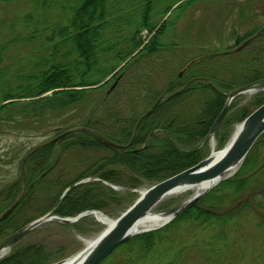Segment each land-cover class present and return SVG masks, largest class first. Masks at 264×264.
I'll use <instances>...</instances> for the list:
<instances>
[{"label":"trees","instance_id":"16d2710c","mask_svg":"<svg viewBox=\"0 0 264 264\" xmlns=\"http://www.w3.org/2000/svg\"><path fill=\"white\" fill-rule=\"evenodd\" d=\"M21 1H29L30 10L10 21L7 31H3L0 25V124H21L31 131L47 126L46 131L49 133L52 129L53 136L66 130L73 133L59 142L48 144L46 141L30 148L23 155H7L4 159L0 154V161L7 164L17 162L20 167V173L13 176V181L0 188V214L18 200L12 212L0 220L3 242L39 217L24 214L36 194L59 187V184L56 193L49 198L57 215L76 216L90 209H109L118 199H121L118 208L125 211L135 202L136 194L117 191L106 185L104 180L138 188L153 185L195 165L204 158L200 142L208 137L229 95L264 86V20L256 18H264V0H229V11L219 14L224 15L223 22L230 18L236 20L232 19L231 35L216 41V44L225 45L221 48L211 46L207 53L204 50L181 60L180 66L188 62L186 69L182 75L178 73L169 77L164 90L150 86L147 82L149 76L142 72L135 76V82L127 78L136 60L150 56L153 62L160 61L163 57L158 58V52L180 49L176 37L164 36L167 21L159 23L181 0L173 1L161 12L156 11L158 0H138L136 4H127L126 0H0V4ZM196 1L200 0H185L177 7L183 10L194 8ZM52 10H59L60 14L54 16L50 13ZM177 24L178 21L173 25ZM236 26L241 29L247 26V31L241 34ZM144 30L150 36L145 40L142 38ZM118 34L126 35L121 41L114 42L116 39L113 38ZM129 40L132 41L130 45ZM229 41H233L232 44H227ZM20 48L26 50L27 56L25 63H21L14 74V80L21 81L14 82L9 77L11 65L6 63L5 58L10 56L11 49ZM208 56L240 57L239 80H221L214 75L194 71L195 65ZM113 74H116L113 77L117 81L116 90L123 86L136 87L141 95L139 100L143 97L141 102H147L142 108L162 113L160 122L155 126L168 134H149L152 126L144 129L145 124H141L137 132H145L144 138L134 141V144L144 142V147L132 153L110 150V163L93 164L89 171L79 176V179L92 176L100 180L74 186L56 205L61 190L75 182L64 186L62 179H58L61 172L55 173L57 153L67 150V144L88 150L99 151L100 147L108 150L86 130L91 128L104 133L96 124L102 118L98 112H88L89 115L82 117L69 113L87 102L93 93H98L107 83L96 85ZM198 91L206 93L202 106L197 102ZM106 93L110 96L112 92ZM106 99L100 98L102 101ZM262 103L263 94L255 96L238 110V116L245 119ZM152 118H155L153 114L147 119ZM261 148L264 149V134L258 138L235 175L220 182L204 198L165 226L132 236L101 264L117 253L120 256L116 264H192V260L184 257L188 238L183 230L210 229L213 231L210 240L218 242L227 237L226 228L231 221H238V217L247 213H264V158L260 156ZM23 175L27 181L25 188ZM127 178H130L128 182L122 180ZM8 179L4 177L1 181ZM166 207L163 205L162 210ZM83 218L73 224L79 230L80 224L87 219ZM38 230L37 227L30 233ZM29 234L0 259V264H49L53 261L50 248L45 243H21ZM208 245L206 241L194 244L196 248L201 246L204 252L208 250Z\"/></svg>","mask_w":264,"mask_h":264},{"label":"rangeland","instance_id":"374dc122","mask_svg":"<svg viewBox=\"0 0 264 264\" xmlns=\"http://www.w3.org/2000/svg\"><path fill=\"white\" fill-rule=\"evenodd\" d=\"M126 1L128 2L127 4H136L138 2V0ZM173 1L175 0H158L156 4V11H163ZM183 1L185 0L178 2L166 15L164 20L162 19L159 23V25H161L163 24V21H167L166 26L168 28L165 31L164 36H166V38L176 37L181 45L180 49H169L158 52L157 54H160L158 55V58L160 56L163 57L160 61L157 59V56L154 57L155 60H158L155 62L152 61L153 58L150 56H147L142 60L139 59L140 61L136 60L132 64L133 66L131 65L132 67L129 71V77L127 78L128 80L130 79L129 81L133 79V82H135V79H137L135 76H137L139 72H142V74H147L149 76L147 82L150 86L153 85L158 89L164 90L169 77H172L175 74L178 75V73L183 74V71L186 69L188 62L185 61L180 66L178 64L181 60L194 53L204 52V50H206L207 53L209 52L208 50L212 49L211 46L221 48L225 45L224 44L222 46L220 44H216V41L219 42L222 40L221 38L230 36V31L234 26L232 25V19L234 18H230L229 20H226V22L224 20L223 22L222 17H224V15L220 16L219 14L220 12L226 13V11H229V0H200L199 2L196 1L193 3L197 5L196 7L189 9L185 8L184 10L182 7H177L182 4ZM30 8L31 5L29 1L0 4V25H2L3 31H7L6 26L10 23V21L26 13L30 10ZM50 13L54 16H58L60 11L52 10ZM256 18L258 21L264 20V18L259 16ZM177 21L178 24L174 26V22ZM246 27L247 26L242 27L241 29L236 26L235 28L240 30L241 34H244L247 31ZM5 33L7 34V32ZM142 34V38L144 40L145 38L148 39L150 37L147 30H144ZM124 35H115L113 39H116V41L114 42L121 41V38ZM232 42L233 41H229L227 44H232ZM130 44H132L131 40L128 41V45ZM126 45L127 44L125 43L124 46L126 47ZM9 54L10 56L8 55L9 57H6L5 61L8 65H11V76L9 77L11 81H13L16 78L14 76L17 71L16 69L18 66H21V63H25L27 53L26 50L20 48L17 50L11 49ZM230 57H203L200 62L195 65L194 71L198 70L199 72L209 76L214 75L221 80L223 78L228 81L235 79L239 80L238 75L240 72V62L238 61V58L240 59V57H233L229 59ZM16 81L20 82L21 80H14V82ZM113 82L114 78H112L98 93H93V96H91L92 98L90 97L91 99L89 98L87 102L77 106L76 110L70 112L69 115H80V117H82L83 115H89L88 112L91 113L94 111L98 112V115H101V117H105V114H108L109 112H124L127 115L135 113V115L140 116L148 110L142 108V106L146 105L147 102H141L143 97L139 100L141 95L139 92L137 93V90L139 89L136 87L128 88V86H123V88L117 90L115 88L111 91L112 93L110 94V97L106 96V92L108 91L110 84ZM196 94H198L196 95L197 102H199V105L202 106L206 93L205 91H198ZM259 94H263L264 96V91H259L253 94H242L232 99L227 112L228 114L224 117L222 121L223 123L218 127L216 134L211 135L200 142V145L204 148V158L208 157L214 149H222L228 144L236 126L244 120L242 118L240 119L238 116V110H240L243 105L248 104ZM106 97L108 99L103 101L100 100V98L105 99ZM204 104L206 105V103ZM111 115L112 114H110V116ZM112 116H114L112 120L117 117L116 115ZM114 123H117V120H114ZM0 125L3 126H0V154L3 155L4 159H7V155L12 156V154L14 155L17 153H21V155H23L22 153H26L28 149L34 148L48 141L54 135L52 129H49V133L46 131L47 126L36 131H31L29 129H24V126L21 124L2 123ZM260 150V156L261 158H264V149L261 148ZM102 153H104V151H89L87 148L83 147H74L62 152V157H59L58 165L55 170L56 174L60 173L64 169L67 170L66 177L62 179V185L65 184L64 186H66V183L78 181L80 178L79 176L84 174L87 167L89 165L91 166L95 162L94 160H97L99 157L104 155ZM57 155H59V153H57ZM18 173H20V167L17 162L7 164L4 161H0V174H2V176L0 175V188L8 186L11 181H13V176ZM4 177L5 179L10 178L8 180L1 181ZM122 180H126L128 182L130 178ZM115 185L121 187V189L117 191H131L135 193L136 199L140 197V191L150 187L149 185H145L138 188H128L118 184ZM218 185L219 183L211 188L210 191L215 189ZM59 187L54 186L49 191H39L36 194V197L32 200L31 205L25 210L26 213L24 214L26 216L32 214H36L37 216L53 214L55 209L49 198L56 193L57 188ZM64 189L65 187L61 190V194ZM193 194H195L194 189L185 193L171 195L158 204L153 211L160 213L174 208L191 197ZM58 200L59 198L56 203ZM118 200L119 201L113 203L109 209L106 207L104 210H99L107 216L117 219L124 212L118 208L121 199ZM163 205L167 206L164 210H162ZM84 218L87 219L80 224V230L73 225L75 223L62 226L60 224L61 222L55 220L45 222V224L38 227V231L30 233L27 238L22 240L21 243L28 241H40L45 243L49 246L53 257V261L49 264L67 259L81 251L86 246L87 239L96 237L105 229V224L98 221L95 217L90 215ZM237 220L238 221L234 220L229 223L226 228L227 237L218 242L210 240V236L213 233L210 229L201 231L197 228H188L183 230L182 233L186 234L188 238L186 242L187 249L185 250L184 257L189 261L192 260V264H264V213L256 215L253 213H247L238 217ZM204 241L209 244L206 246L208 250H205V252L201 246L197 248L194 246V244L202 243ZM3 245L4 242L2 241V238H0V248ZM119 256L120 253L112 255L104 264H116Z\"/></svg>","mask_w":264,"mask_h":264},{"label":"water","instance_id":"95a60500","mask_svg":"<svg viewBox=\"0 0 264 264\" xmlns=\"http://www.w3.org/2000/svg\"><path fill=\"white\" fill-rule=\"evenodd\" d=\"M259 91H264V86L257 88H251L246 90L237 91L234 94L229 95L225 106L214 121L212 128L209 132V136L215 135L219 125L224 119L228 109L230 107L232 99L239 94H253ZM243 125L231 144L226 148L223 155L217 160L213 161V152L206 158L202 159L195 165L180 171L164 180L157 182L151 187L144 191H141L140 197L119 216L113 226L101 237L96 246L93 248L91 253L83 259L79 264H101L114 250L121 246L132 236L156 230L169 223L175 217L179 216L197 202H199L215 185L222 180L229 178L234 175L243 164L246 156L253 148L258 138L264 134V103L252 111L244 120ZM68 132H65L52 141H56L64 137ZM101 142L107 145H115L112 142L101 139ZM238 166V169L230 175L226 173L233 167ZM92 178H86L75 182L69 186L62 194L60 199L74 186L89 181ZM98 179V178H94ZM209 181V186L203 191L193 194L191 197L183 201L178 206L169 210L160 212V215L167 219L159 226L143 229L137 231V225L147 214L151 213L154 208L162 202L174 189L184 185H196L201 182ZM105 183L112 188L119 190L120 188L108 183ZM60 199L57 203H59ZM16 204L8 208L1 216L0 220L5 218L14 209ZM103 213L100 210H90L78 214L75 217H64L58 215H45L41 216L29 224H27L22 230L12 235L8 241L0 248V259L3 258L12 249L14 244L27 235L32 229L42 225L43 223L51 220L63 222V223H74L81 217L87 214ZM65 260H60L52 264H63Z\"/></svg>","mask_w":264,"mask_h":264},{"label":"flooded vegetation","instance_id":"af4514ba","mask_svg":"<svg viewBox=\"0 0 264 264\" xmlns=\"http://www.w3.org/2000/svg\"><path fill=\"white\" fill-rule=\"evenodd\" d=\"M180 75H182L180 73ZM117 84L116 78H114V82L112 84H110L108 91L111 92L115 86ZM110 97V96H108ZM160 99V98H159ZM110 114L112 115H116L117 117H115L113 120L112 118L114 116H110ZM124 112H114L111 113L109 112L108 114H106L105 117H102L101 120H97L96 124H99L100 129L104 130V133H101L99 130L97 131L96 129H91V128H86V130L88 132L91 133V135L93 137H95L99 143H101L103 146H105V148H107L108 150L103 149V147L99 148V151L101 152V150H105L104 154L105 156L103 157H99L97 160H94L95 162L93 164H102L103 162H105V164L110 163L111 161V153L110 150H114V151H123L126 153H132V152H136L138 150H140L142 147H144V142L139 144H134V141H142L145 135V132L140 131L137 132V129L141 126V124H145L144 125V129H149L151 126V130L148 131L149 134L152 133H164V134H168L166 131L162 130V128L155 126V124H158L160 122L159 118L162 117V113L161 112H152L150 109L145 111L144 113H142L140 116L135 115V113H132V115H127ZM151 114H153L155 116V118L152 119H147L148 116H150ZM114 120H117V123H114ZM110 125V126H108ZM62 133V132H61ZM73 132L72 130L66 134L64 137L58 139L55 142H59L62 139L68 137L69 135H71ZM59 135V134H57ZM57 135H55L54 137H56ZM53 139V138H52ZM101 139H106L110 142H112L115 145H107L103 142H101ZM55 142H47L48 144H53ZM59 145V144H58ZM68 148L69 147H75V145L72 144H67ZM67 148V150H68ZM89 151H95L97 152V149H89ZM108 152V153H107ZM61 156V152H59L58 155V160L59 157ZM62 157V156H61ZM57 160V161H58ZM92 164V165H93ZM92 165L88 166L87 169L85 170L84 173H86L87 171L90 170V168L92 167ZM24 170V169H23ZM22 170V171H23ZM67 170L64 169L61 171L59 178L58 179H63L66 177ZM24 180H25V185L24 188L27 186V181H26V177L23 175Z\"/></svg>","mask_w":264,"mask_h":264},{"label":"bare ground","instance_id":"6f19581e","mask_svg":"<svg viewBox=\"0 0 264 264\" xmlns=\"http://www.w3.org/2000/svg\"><path fill=\"white\" fill-rule=\"evenodd\" d=\"M242 125H243V123L241 122L236 126L228 144L224 148L219 149V150H216V149L213 150V161L217 160L218 158H220L223 155L226 148L231 144V142L236 138V136L240 132ZM237 169H238V166L233 167L232 169H230L226 173V175L232 174ZM208 186H209V181L201 182V183L196 184V185L180 186V187H177L176 189H174L167 197H169L171 195H177V194L185 193V192H188V191L193 190V189H194L195 193H199V192L203 191ZM92 216H94L101 223L105 224V229L96 237L91 238V239H87L86 240V246L81 251L76 253L75 255L65 259L63 264H79L83 259H85L91 253V251L96 246V244L101 239V237L113 226V224L116 221V219L111 218L104 213H94V214H92ZM166 219L167 218L160 215V213L152 211L151 213L147 214L141 221H139V223L137 225V231L159 226Z\"/></svg>","mask_w":264,"mask_h":264}]
</instances>
